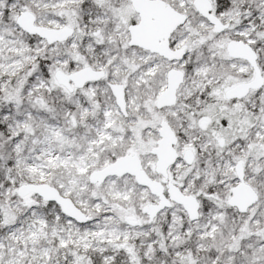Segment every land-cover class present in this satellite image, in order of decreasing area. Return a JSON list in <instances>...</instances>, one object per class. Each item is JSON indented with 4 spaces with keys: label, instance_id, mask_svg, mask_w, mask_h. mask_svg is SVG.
Instances as JSON below:
<instances>
[{
    "label": "snow or ice",
    "instance_id": "snow-or-ice-1",
    "mask_svg": "<svg viewBox=\"0 0 264 264\" xmlns=\"http://www.w3.org/2000/svg\"><path fill=\"white\" fill-rule=\"evenodd\" d=\"M0 264H264V0H0Z\"/></svg>",
    "mask_w": 264,
    "mask_h": 264
}]
</instances>
